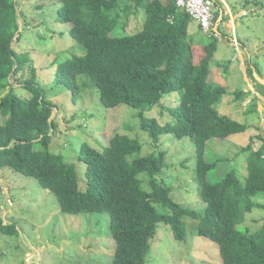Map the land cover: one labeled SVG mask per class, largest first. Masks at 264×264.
<instances>
[{"label":"trees","instance_id":"trees-1","mask_svg":"<svg viewBox=\"0 0 264 264\" xmlns=\"http://www.w3.org/2000/svg\"><path fill=\"white\" fill-rule=\"evenodd\" d=\"M212 1L224 9L219 0ZM54 2L58 21L71 25L69 34L75 45L84 48L81 56L57 64L55 80L76 101L81 94L78 79L89 77L106 108L128 106L136 116L117 126L108 145L97 149L82 144L77 159L86 166L87 188L83 190L78 166L52 150L58 132V123L52 119L56 106L38 83L33 59L13 48L24 37L18 2L0 0V116L7 119L0 124V172L7 168L35 179L55 195L64 214H108L116 243L112 264H148L159 224L170 227L175 239L184 241V221L199 215L177 203L172 190L158 178L166 167L165 153L143 154L142 144L130 135V129L135 122L156 147L167 135L179 141L190 138L196 147V181L206 204L199 236L219 246L223 264H264V219L255 231L244 227L249 214L264 210L256 200L264 198V138L258 137L263 143L259 148L252 144L243 148L248 154L246 178L233 166L221 181L209 180L211 173L229 161L210 162L208 145L249 131L246 124L217 108L228 94L210 79L219 40L214 38L203 48L195 45L189 31L193 20L178 8L177 0ZM141 14L142 30L128 34L132 18ZM28 64L32 75L21 84L29 97L22 99L13 89L3 96L12 80L20 82L18 77ZM257 89L264 98V85L258 83ZM242 94L236 96L244 99ZM256 101L250 114L257 112ZM142 176L148 177L150 189L145 188ZM158 206L168 213L161 214ZM0 231L18 233L16 225H4L1 218Z\"/></svg>","mask_w":264,"mask_h":264},{"label":"rangeland","instance_id":"rangeland-1","mask_svg":"<svg viewBox=\"0 0 264 264\" xmlns=\"http://www.w3.org/2000/svg\"><path fill=\"white\" fill-rule=\"evenodd\" d=\"M219 1L225 12L220 22L221 37L211 64L210 79L228 92L217 106L219 112L246 124L249 131L208 145L207 159L210 162L217 159L229 161L228 164L223 162L221 169L210 174L212 183L221 181L234 167H238L242 179L246 178L248 154L243 152V148L250 144L259 148L263 143L258 137L264 138V98L257 89L258 83L264 85V0ZM17 2L20 32L24 37L20 42L15 41L13 48L19 55L27 53L33 59L31 67L38 70V83L56 106L52 119L58 123V132L52 150L63 154L69 164L78 166L81 188L85 190L86 166L77 159L82 144L87 142L97 149L108 145L117 126L133 121L136 112L128 106L106 108L89 77L78 79L81 94L74 101L68 88L55 80L58 63L81 56L84 52V48L75 45L69 34L71 25L58 21L54 0ZM213 12L216 16L217 12L220 14L218 20L222 18L216 6ZM226 12L230 17L225 16ZM143 24L144 14L138 19L132 18L127 33H138ZM189 31L195 45L203 48L212 41L199 30L195 21H192ZM62 33H66L65 36ZM29 65L18 77L20 82L12 80V86L2 91L3 96L13 89L20 98L29 97L21 84L32 75ZM238 94L245 95L244 99L237 97ZM254 98H257V112L250 114ZM166 101L169 103L170 99ZM6 121L4 116H0V124ZM130 130V135L142 144L143 154L165 153L166 167L158 178L172 190L177 203L199 215L197 219L184 221L187 232L184 241L176 240L170 227L159 224L147 263L223 264L219 246L198 234L206 204L196 181L194 142L190 138L179 141L167 135L156 147L135 122ZM0 177V218L4 225H16L18 231L16 235L0 231V264H112L116 243L110 235L108 214H64L55 195L35 179L7 168L0 172ZM141 179L145 188L150 189L148 177L142 176ZM256 200L264 205V198ZM157 208L161 214L168 213L161 206ZM261 219H264V210L256 209L248 215L244 227L255 231L261 227Z\"/></svg>","mask_w":264,"mask_h":264},{"label":"built area","instance_id":"built-area-1","mask_svg":"<svg viewBox=\"0 0 264 264\" xmlns=\"http://www.w3.org/2000/svg\"><path fill=\"white\" fill-rule=\"evenodd\" d=\"M177 6L182 11L189 14L191 19L198 23L201 32L209 38L219 39L220 23L214 14V3L212 0H177ZM221 17L224 18L223 10H220ZM238 45V44H237Z\"/></svg>","mask_w":264,"mask_h":264},{"label":"crops","instance_id":"crops-1","mask_svg":"<svg viewBox=\"0 0 264 264\" xmlns=\"http://www.w3.org/2000/svg\"><path fill=\"white\" fill-rule=\"evenodd\" d=\"M223 12H225V10L223 9ZM228 14V12H226V14H225V16H228V17H230V15H227ZM199 27V26H198ZM199 30H200V28H199ZM201 31V30H200Z\"/></svg>","mask_w":264,"mask_h":264},{"label":"water","instance_id":"water-1","mask_svg":"<svg viewBox=\"0 0 264 264\" xmlns=\"http://www.w3.org/2000/svg\"><path fill=\"white\" fill-rule=\"evenodd\" d=\"M222 19H223V18H220V19L218 20V21H219V23L222 21Z\"/></svg>","mask_w":264,"mask_h":264}]
</instances>
